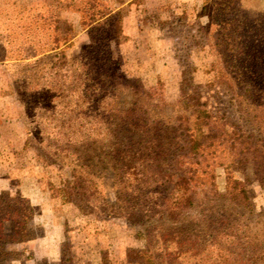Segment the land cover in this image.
Segmentation results:
<instances>
[{
	"label": "trees",
	"instance_id": "16d2710c",
	"mask_svg": "<svg viewBox=\"0 0 264 264\" xmlns=\"http://www.w3.org/2000/svg\"><path fill=\"white\" fill-rule=\"evenodd\" d=\"M5 1L0 0V5ZM209 1L204 0L208 16L204 29L214 55L212 69L231 92L242 121L256 124L255 128L213 112L201 93L187 86H181L168 113L166 103L152 100L140 79L127 76L113 57L120 10L85 0L76 10L88 42L71 60L63 48L71 41L73 24L56 13L45 14L42 4L28 8L30 44L26 53L13 59L38 64L42 56L54 52L59 66H68L72 74L71 84L59 85L52 95L59 98L54 109L72 105L78 115L58 120L45 107L37 114L41 111L33 107L39 104L31 103L24 122L25 143L42 147L39 154L44 160L51 155L67 161L72 177L66 183L67 193L83 213L94 212L90 199L101 193L97 179L108 168L114 199L105 202L107 217L113 214L146 223L149 242L159 236L162 223L172 228L185 223L193 227L190 232L204 233L209 245L220 241L234 248L238 264H264V212H257L248 196L239 197L244 189L233 187L234 174L241 173L245 182L252 178L264 188V8L257 10L253 0H246V6L237 0H211L210 7ZM12 5L18 13L27 6L17 1ZM249 7L257 11L250 15ZM51 90L39 94L48 97ZM46 122L52 131L46 130ZM93 126L97 133H89ZM247 164L252 176L245 172ZM217 167H223L230 186L225 193L216 185ZM32 218L27 197L0 192V264L18 257L14 245L28 239ZM179 240L176 236L177 254L185 255ZM128 256L139 264H156L157 259L150 247L129 249ZM102 264H107L106 256Z\"/></svg>",
	"mask_w": 264,
	"mask_h": 264
},
{
	"label": "rangeland",
	"instance_id": "374dc122",
	"mask_svg": "<svg viewBox=\"0 0 264 264\" xmlns=\"http://www.w3.org/2000/svg\"><path fill=\"white\" fill-rule=\"evenodd\" d=\"M15 1L22 7L27 5L26 9L18 13L12 5ZM83 1L6 0L0 5V192L27 197L33 207V218L28 222L29 237L14 245L18 257L8 259L5 264H102V256H106L107 264H139L128 256L129 249L148 247L157 256L156 264H238L234 248L220 241L218 245H209L204 233L198 236L197 231L190 232L193 227H186L185 223L177 225L178 228H172L168 222L162 223L159 236L149 242L146 223H133L113 214L107 217L109 211L105 202L114 199L113 178L108 168L97 179L101 193L98 191L93 194L96 199H90L94 212L83 213L67 193L66 183L72 179L67 161L51 155L44 160L39 154L42 147L34 142L25 143L28 136L24 122L28 121L33 106L39 104L33 107L36 112L41 111L37 114L47 108L48 114L58 120L78 115L72 105L63 107L59 103L54 109L59 98L52 95L57 87L72 82L69 67H60L54 52L42 56L38 64L13 59L26 53L24 50L30 44L28 8L42 4L45 14L56 13L61 20L73 24L71 41L63 48L71 60L88 42L76 10ZM253 2L257 10L264 8V0ZM96 3L120 10L119 36L111 45L113 57L127 76L140 79L152 100L165 102L168 113H172V103L178 99L181 86H187L189 91L201 93L213 112L235 122H244L249 128L250 121H242L231 92L212 69L214 55L204 29L208 22L204 0H96ZM236 3L248 5L246 0ZM207 4L210 7L211 0ZM246 9L251 11L250 15L257 11L252 7ZM49 88L52 90L48 97L39 94ZM120 100L122 102V98ZM53 109L54 112H50ZM44 126L48 131L53 130L47 122ZM90 132L97 133L98 128L93 126ZM215 172L217 188L225 193L230 188L226 184L225 171L217 167ZM245 172L252 176L251 164L246 165ZM234 177L233 187L244 189L239 197L248 196L256 211L264 212V188L252 178L245 182L241 173H235ZM176 236L182 240L181 248L187 250L185 255L177 254L180 246ZM192 244H196V248L188 249Z\"/></svg>",
	"mask_w": 264,
	"mask_h": 264
},
{
	"label": "crops",
	"instance_id": "0c3cea01",
	"mask_svg": "<svg viewBox=\"0 0 264 264\" xmlns=\"http://www.w3.org/2000/svg\"><path fill=\"white\" fill-rule=\"evenodd\" d=\"M18 145H19V142H18ZM44 255H46V256H47L48 254H47V253H45Z\"/></svg>",
	"mask_w": 264,
	"mask_h": 264
}]
</instances>
